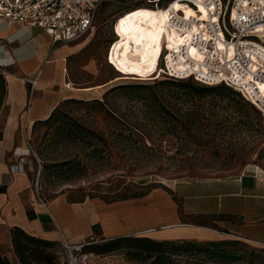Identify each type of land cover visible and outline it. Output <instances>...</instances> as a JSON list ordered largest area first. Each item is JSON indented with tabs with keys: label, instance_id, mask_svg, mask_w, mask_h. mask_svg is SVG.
Returning a JSON list of instances; mask_svg holds the SVG:
<instances>
[{
	"label": "rangeland",
	"instance_id": "obj_1",
	"mask_svg": "<svg viewBox=\"0 0 264 264\" xmlns=\"http://www.w3.org/2000/svg\"><path fill=\"white\" fill-rule=\"evenodd\" d=\"M158 1L165 5L172 0H106L98 9L91 30L77 40L86 45L67 58L66 81L72 83L75 92L82 88L91 91L60 103L51 123L34 121L30 127L29 138L35 155H28V165L33 167V176L38 165L42 168V196L50 198L55 193L68 192L70 199L76 201L91 196L123 199L155 188L167 190L168 186L186 181L229 179L249 172L264 175V124L255 107L221 89L210 93L189 92L172 79H154L162 41L176 46L183 39L166 27L165 7H136L140 2ZM171 8H180L186 16L196 14L190 5L177 0L171 2ZM199 8L202 19L206 8ZM112 24L120 38L114 39ZM113 39L110 60L118 71L106 61V48ZM190 53L195 58L199 56L192 48ZM178 81L206 86L192 79ZM119 84L148 87L109 91L104 96ZM151 94L162 108L166 106L165 112L155 110L160 109L159 105L154 107L155 103L147 100ZM6 112L4 100L0 128ZM118 117L137 126L145 134L144 143L136 137L134 145H127L121 136L126 131L114 123ZM73 122L96 134L84 131L67 134L65 126ZM116 189L119 190L115 193H107ZM192 221L202 225V218ZM143 223L155 225L151 219H144ZM226 240L237 242L228 246L236 250V256L209 264H264V247L233 238ZM59 247L61 262L66 264L60 241ZM204 257L203 253L184 255L177 264H195ZM91 264L135 263L126 261L121 252L115 251L96 255Z\"/></svg>",
	"mask_w": 264,
	"mask_h": 264
},
{
	"label": "crops",
	"instance_id": "obj_2",
	"mask_svg": "<svg viewBox=\"0 0 264 264\" xmlns=\"http://www.w3.org/2000/svg\"><path fill=\"white\" fill-rule=\"evenodd\" d=\"M85 45L53 43L39 27L0 20V66L7 83V112L0 128V252L6 262L20 264L10 239L14 226L48 240L63 237L69 244L144 235L157 240L233 238L264 247V175L258 172L186 181L123 199L91 196L76 201L68 192H58L43 196L46 209L39 205L31 188L28 156L23 171L10 172L17 160L14 151L26 147L22 133L26 119L44 120L64 99L91 91L65 87L67 58ZM34 77L37 84L30 98L28 79ZM193 218H202V225ZM144 219L155 225L146 226Z\"/></svg>",
	"mask_w": 264,
	"mask_h": 264
},
{
	"label": "built area",
	"instance_id": "obj_3",
	"mask_svg": "<svg viewBox=\"0 0 264 264\" xmlns=\"http://www.w3.org/2000/svg\"><path fill=\"white\" fill-rule=\"evenodd\" d=\"M178 1L190 5L199 15L202 13L200 2L206 14L202 19L196 15L186 16L180 8H171L170 1L162 7L168 13L166 27L183 39L176 46L168 45L165 39L162 41L153 70L154 79L164 76L192 79L206 86L224 84L253 105L261 113L264 124V0ZM102 3L103 0H0V20L39 27L53 43L67 44L91 30ZM113 24L114 39L120 38ZM114 39L107 47L106 61L118 71L110 60ZM191 48L199 53L198 58L190 53ZM0 71L4 72L2 66ZM28 82L31 98L37 77ZM72 86L67 80L65 87ZM30 127L26 119L22 126L26 152L14 151L17 160L10 165L12 173L23 171L27 156L35 155L29 138ZM31 188L36 201L46 209L47 202L40 192V165L32 178ZM60 242L65 249L66 264H91L96 256L84 249L86 244H69L63 237Z\"/></svg>",
	"mask_w": 264,
	"mask_h": 264
},
{
	"label": "trees",
	"instance_id": "obj_4",
	"mask_svg": "<svg viewBox=\"0 0 264 264\" xmlns=\"http://www.w3.org/2000/svg\"><path fill=\"white\" fill-rule=\"evenodd\" d=\"M105 1L106 0H103V3H105ZM136 5H137L136 7L145 6L154 9L165 6L162 5L160 1L150 2V3L140 2L137 3ZM123 13H121V15ZM158 78H168V77L160 76ZM168 79H172V81H174L176 85L181 86V88L189 92L194 90H199L203 93H207V92L210 93L216 89H221L225 92H228L229 95L231 96L233 95L238 97L239 100L246 101L239 92L233 90L232 88L224 84H218L213 86H195L193 83L178 81V79H173V78H168ZM6 85L7 83H6L5 75L3 74L2 71H0V111L3 107L4 100L6 98V92H7ZM139 87L145 88L148 86H143V85L138 86L134 84L114 85L104 93V96H106L109 91L126 92L129 89H135ZM149 99L152 101L151 103H155L154 107L156 104H158V100L154 96V94H151L150 97H147V100ZM72 100H74V98L64 99L62 102H68ZM158 105L160 109L155 108V110H159L163 112L166 111V106H163L162 108V104L159 103ZM58 106L53 109L51 114L46 119L39 120V122L46 124V123H51L53 120H55L56 118L55 116L58 111ZM114 123L118 124L119 125L118 127L126 131L125 135H121V136H123L127 145H134L135 140H137L136 137L143 140L142 143H144L145 134H142L139 128H137V126H133L119 117L114 118ZM64 126L65 125L62 124V127ZM65 127L67 131L66 133L70 135H72V132L76 134V132L78 133L82 131L90 135L96 134L93 130L74 122L71 124V126L69 127L65 126ZM113 127L114 130L117 129V127L115 126ZM41 169H40V175L42 174ZM163 188L165 187L163 186ZM146 193L147 192H141L138 194H134L130 197L142 196ZM10 239L13 245L14 253L17 256L20 264H63L61 262V251L59 247V241L48 240L45 238H41L29 234L18 226H14L11 228ZM236 243L237 242L235 241L226 240V239L212 240V241L189 240V239L157 240L144 235H128V236L115 237L113 239L106 240L101 243L88 244L85 245L84 248L90 252H93L95 255L107 254V253L119 251L122 253L126 261L133 262L135 264H177V261H179V257H182L184 255L203 253L205 255L204 259L197 260L195 264H209L208 262L210 261H215V262L223 261V260L229 261L233 259L236 256V250L228 246L229 245L233 246ZM0 264H8L4 259L3 255L1 254V252H0Z\"/></svg>",
	"mask_w": 264,
	"mask_h": 264
},
{
	"label": "bare ground",
	"instance_id": "obj_5",
	"mask_svg": "<svg viewBox=\"0 0 264 264\" xmlns=\"http://www.w3.org/2000/svg\"><path fill=\"white\" fill-rule=\"evenodd\" d=\"M171 2H173V1H171ZM171 2H170V3H171ZM177 2H178V0H177ZM198 6H201V7L203 8V6H202V5H200V4H198ZM199 10H200V8H199ZM204 10H205V9H204ZM194 11H195V10H194ZM183 12H184V11H183ZM184 13H185V12H184ZM195 13H196V11H195ZM202 13H203V12H202ZM202 13H201V14H202ZM201 14L199 15V14H197V13H196V14H192V15H193V16H195V15H196V16H198V17H199V19H200V17H201ZM161 22H162V21H161ZM168 45H172V44L168 42ZM159 54H160V52L158 53V57H159ZM158 57H157V58H158ZM155 64H156V62H155ZM23 151H24V152H26V149H24ZM23 151H22V152H23Z\"/></svg>",
	"mask_w": 264,
	"mask_h": 264
}]
</instances>
